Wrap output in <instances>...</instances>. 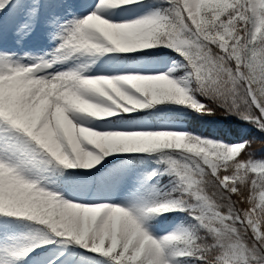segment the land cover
Wrapping results in <instances>:
<instances>
[{
  "label": "snow or ice",
  "instance_id": "obj_1",
  "mask_svg": "<svg viewBox=\"0 0 264 264\" xmlns=\"http://www.w3.org/2000/svg\"><path fill=\"white\" fill-rule=\"evenodd\" d=\"M264 0H0V264H264Z\"/></svg>",
  "mask_w": 264,
  "mask_h": 264
},
{
  "label": "trees",
  "instance_id": "obj_2",
  "mask_svg": "<svg viewBox=\"0 0 264 264\" xmlns=\"http://www.w3.org/2000/svg\"><path fill=\"white\" fill-rule=\"evenodd\" d=\"M190 127L204 135L226 141L249 140L251 141L249 151H254L257 157L264 155V132L234 116H227L223 109L217 108L214 116L194 117Z\"/></svg>",
  "mask_w": 264,
  "mask_h": 264
}]
</instances>
